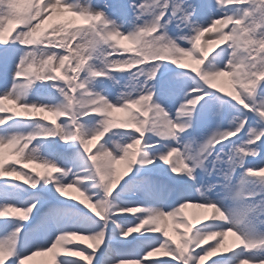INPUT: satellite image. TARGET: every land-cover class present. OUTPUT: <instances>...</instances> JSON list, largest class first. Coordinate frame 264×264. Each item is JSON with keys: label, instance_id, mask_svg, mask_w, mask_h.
<instances>
[{"label": "snow or ice", "instance_id": "obj_1", "mask_svg": "<svg viewBox=\"0 0 264 264\" xmlns=\"http://www.w3.org/2000/svg\"><path fill=\"white\" fill-rule=\"evenodd\" d=\"M58 11L73 18L49 24ZM14 24L21 27L9 36ZM206 33H215L206 42L219 47L214 54L202 46ZM0 46L14 50L0 129L39 121L27 132L0 131V178L51 185L103 222L97 231H58L24 255L20 223L0 238V264L47 254L52 264H93L110 224L119 232L111 239L148 237L138 252L116 250L111 264H264V0H0ZM34 90L49 102L30 100ZM44 113L56 119L45 123ZM57 137L79 146V172L38 155L46 145L33 142ZM5 149L16 157L7 168ZM125 177L121 194L144 185L159 195L115 203ZM39 203L4 204L0 220L28 222ZM189 207L204 214L194 222ZM117 217L135 219L125 227ZM158 253L171 259H153Z\"/></svg>", "mask_w": 264, "mask_h": 264}, {"label": "rangeland", "instance_id": "obj_2", "mask_svg": "<svg viewBox=\"0 0 264 264\" xmlns=\"http://www.w3.org/2000/svg\"><path fill=\"white\" fill-rule=\"evenodd\" d=\"M96 2H104V0H96ZM214 3V0H213ZM72 13L70 12H60L58 11L49 24L56 23L58 21H65L68 19H72ZM75 19L79 23H84L82 17H75ZM13 31L8 34L9 36L15 35V32L19 30L21 25H12ZM47 27V25L45 26ZM231 27V25H229ZM227 31V29H224ZM210 38L215 39V33H206L202 38V46H205L207 51L210 54H214V51H218L219 47L216 44H208L206 43ZM221 47L227 46L226 44L220 45ZM14 55V50L9 48L7 51L0 46V91H2L6 86H11L10 74L5 73V61L7 60L9 63L11 62L12 56ZM228 77L221 78L220 83L223 86L228 87L227 81ZM39 88V86H38ZM30 100H36L40 102H49L46 95L40 96L37 94V91H33ZM7 103V102H6ZM43 115L49 116V121H45V123H49L50 120L56 119L51 116L49 113H45ZM114 117L120 121L126 118V114L123 112L114 113ZM151 117V113L149 114ZM35 118H40L39 116ZM64 118H60L62 120ZM60 120H57L59 123ZM39 123V121H9V124L4 126V129L9 131H20L27 132L31 130L35 125ZM4 129H0V131H4ZM235 139V138H233ZM103 142V141H100ZM45 144L46 147L41 149V152L38 155H45L51 159H55L56 162L64 168H72L74 172H79V170L84 167L83 161L78 156V152L81 151L79 146L76 145L74 147H69L68 145H64L62 141L57 137L55 140L49 139L47 141H36L33 144ZM33 145H29L31 148ZM98 146V144L96 145ZM95 151V147L93 148ZM12 150L5 149V160H6V168L15 162L16 157L11 154ZM27 155V150L25 152ZM175 159V157H173ZM251 162L258 163L259 158H250ZM39 163V162H38ZM17 169L23 167V164L15 165ZM35 166H30L29 168H25L26 172H30L31 168ZM43 171V169H39ZM135 175V174H133ZM72 177L69 176V179ZM126 178V177H125ZM131 177L126 178L125 181L122 182L121 188L117 189V192L113 193L114 202L117 204H127L128 202H136V203H152L153 198L159 195L154 190L149 189L147 186L140 185L135 187L129 191L123 192L121 194V189L124 188V185L130 180ZM84 187L88 188L90 192H98L99 189L94 188L91 184H85ZM135 192V195H133ZM0 193H5L9 195V198L4 202L1 198L0 194V206L4 204H14L16 207H27L35 201L39 200L40 203L37 205L36 210L32 215V219L28 222H21L12 219L0 220V238L7 235V233L16 225L20 223H24V231L21 234V242H20V253L22 255L27 254L32 251L33 248L42 244L45 241L48 243L51 242L50 238H54L58 231L61 230H78L83 232L88 231H97L99 227L103 225L102 221H99L97 217L93 213L90 212L85 206L81 205L77 201H73L62 197L59 193L55 192L54 188L49 185L47 188L44 187L43 182L41 186L37 189H32L29 185L23 183V181L15 180L13 177H2L0 178ZM72 195H78V193H73ZM98 198V197H97ZM3 202V203H2ZM199 208L189 207L186 211L189 216L193 218L195 222L199 217ZM203 210V209H202ZM17 214L10 213L9 218H15ZM117 220L125 227L128 226L129 221H134V217H117ZM164 227L165 225H161ZM168 230L171 234L174 233V229L172 228V222H167ZM197 227L201 226L199 223L196 224ZM109 243L102 247L94 249L95 259L93 260V264H111V259H115L117 257L116 250H135L139 251L138 245L142 241H146L148 237L140 236L139 234H133V237H129L127 241H122L119 239H111L113 235L116 237L119 236V232L115 229L114 225H109ZM151 235V234H149ZM232 237H229V242H231ZM72 243L79 244L81 247H87L88 243L91 241L81 242L80 239H75ZM215 243V240H209L203 247H208ZM109 244L111 247H109ZM89 251H93L90 249ZM222 260L226 259V257H213L212 259ZM58 259V258H57ZM61 260L66 261V264H83L82 261L77 257H60ZM153 259H171L170 257L164 256L162 253H158L156 257ZM15 258L13 261H9V264H14ZM26 264H44L42 255L35 256L31 260L27 261ZM48 264H52V261ZM206 264H211V260L206 261ZM230 264H236V259L233 258L230 261Z\"/></svg>", "mask_w": 264, "mask_h": 264}, {"label": "bare ground", "instance_id": "obj_3", "mask_svg": "<svg viewBox=\"0 0 264 264\" xmlns=\"http://www.w3.org/2000/svg\"><path fill=\"white\" fill-rule=\"evenodd\" d=\"M33 166H35V165H33ZM73 193H74V191H70V195H72ZM0 194H1V198H2V200H4V202L9 198L8 194H5V193H0ZM203 214H204V210L201 209V210H199V215H197V216L201 217ZM42 258H43V263L44 264H48V263H50L52 261L51 254L42 255ZM110 263H111V261H110Z\"/></svg>", "mask_w": 264, "mask_h": 264}]
</instances>
